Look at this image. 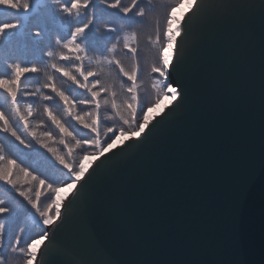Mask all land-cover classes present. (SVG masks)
Instances as JSON below:
<instances>
[{"label":"water","instance_id":"95a60500","mask_svg":"<svg viewBox=\"0 0 264 264\" xmlns=\"http://www.w3.org/2000/svg\"><path fill=\"white\" fill-rule=\"evenodd\" d=\"M199 2L172 74L188 98L146 148L97 174L33 264H264L261 0Z\"/></svg>","mask_w":264,"mask_h":264},{"label":"snow or ice","instance_id":"6c2138e0","mask_svg":"<svg viewBox=\"0 0 264 264\" xmlns=\"http://www.w3.org/2000/svg\"><path fill=\"white\" fill-rule=\"evenodd\" d=\"M142 2L131 0L124 6L122 0H36L37 13L48 9L53 18H66L62 21L67 25L65 34L55 40L38 62L24 64L19 60H5L7 73L0 74V188L10 199H0V218L15 213L17 209L11 203L17 201L38 217L43 226L36 238L21 246L24 230L12 239L7 236L6 226L0 223V250L7 248L11 259L22 257L23 264L37 261V242L47 248L45 241L51 243L74 206L86 201L89 186L97 174L109 163L118 164L121 157L136 155L146 148L153 130L161 128L188 98L189 93L179 81L174 86L172 74L180 71L185 60L184 38L192 33L202 11L199 0H189L188 12L179 19L175 9L183 0H171L165 9L162 42L159 21L156 24V38L152 41L155 53L147 66L153 99L147 105L141 99L138 31H123L110 46L103 47L91 35L99 31L94 27L98 13L103 15L107 9L118 10L122 14L118 18L125 23L135 10V17L139 19L132 22L143 26L145 18L154 10L152 0H147L145 7H140ZM0 7L14 12L23 9L27 13L33 4L31 0H0ZM101 26V34L108 40H111L108 34L120 31L108 20H103ZM19 29V20L0 22V47L7 49L23 41L24 35ZM41 36L42 31H36L30 38L36 40ZM93 50L98 51L95 57L89 55ZM118 50H126L124 55L130 58V65L125 64ZM219 56L226 72L231 61L228 49H222ZM41 72L44 80L29 88L25 83L26 74ZM164 97H169L167 112L149 116L148 109L160 104ZM259 105L260 154L264 168V0H261L259 38ZM109 111L111 114L105 115ZM105 119L113 124L103 126ZM49 168L60 174L56 178L58 183L46 175ZM65 187L68 194L59 196ZM45 192L50 199L41 206ZM0 264H6L2 252ZM66 264L78 262L69 259ZM99 264L113 262L104 259Z\"/></svg>","mask_w":264,"mask_h":264},{"label":"trees","instance_id":"16d2710c","mask_svg":"<svg viewBox=\"0 0 264 264\" xmlns=\"http://www.w3.org/2000/svg\"><path fill=\"white\" fill-rule=\"evenodd\" d=\"M131 0H122V4L124 6H127ZM171 3V0H152V8H153V13L145 18V24L143 26H137L135 23L132 21L137 20L139 18L135 17V10L133 13H130V19L127 23L124 21L120 20L118 18L119 14L118 10H112V9H107L104 14L106 15H101V17L98 19L97 23L95 24V28L99 29V31H93L91 35L98 39L101 42V46L103 45H109L115 41L117 36H121L123 31H131L133 29H136L138 31V47H139V53H138V58L141 64V52L142 48L150 46L151 48H154L152 41L155 40L156 34H155V29H156V24L159 21L160 26H161V42L163 41V24H164V17H165V9L167 5ZM147 5V0H143V2L140 4V7H145ZM138 10V9H137ZM46 13H48V9L43 10V13L38 14L37 20L40 18V21H38L37 27L39 28L40 31H42V36L41 39L42 41L39 42L36 40L31 39L30 37L32 36L31 33L28 35L27 32L24 34V40L22 43H19L17 45V51L14 50V44L13 46H9V48H4L0 47V74H6L7 73V68L5 65V60L15 62L17 60V57L19 58V61L21 63L27 64L30 62H38L39 58L43 56V53L49 49L52 45H54V42L57 38L62 37L67 29V25L63 26L61 22L57 18H53L51 13V20H48ZM116 13V14H113ZM35 14L34 16H36ZM32 16V18H35ZM13 19H16L10 15L3 16L0 14V22H9ZM60 19V18H59ZM18 20V19H16ZM103 20H108L109 22L115 24L117 28L120 29L117 33L114 34H108L111 36V40L106 39L105 35H102L101 33L103 32L102 29V22ZM123 25V27H121ZM24 26V25H23ZM25 30L27 31L26 27ZM31 28V27H30ZM30 32L31 29H28ZM94 33V34H93ZM55 35V36H54ZM57 36V37H56ZM122 39H121V44H120V49H122ZM155 49V48H154ZM124 51L118 50V55L121 56L122 59H124V62L126 65H130L131 61L128 56L124 55ZM98 54L97 50H93L89 53L90 56L95 57ZM47 58L44 57V60ZM141 76H140V82H142V88H141V99L145 105H147L152 99H153V92L151 89V80H149L147 76V70H145L142 65H141ZM44 73L41 72L39 74H26L25 77V83L29 88H34L38 82H42L44 80ZM86 110V109H85ZM110 111L105 113V115H110ZM113 124V121L111 120H104V125L105 127L111 126ZM79 127V125H77ZM81 131H86V130H81ZM54 163V161H53ZM46 175L55 178L54 182L56 183L58 180H56L57 177V172L55 171L54 168H49L46 170ZM0 199L4 200H9L10 197L9 195L2 189L0 188ZM15 203L20 204L17 201H12L11 206L15 205ZM22 205V204H20ZM24 211V213L27 211L23 207L22 209H18L15 213H13L11 216L5 215L4 217L0 218V223L4 224L6 226V232L7 236H10L12 239L15 238V234L19 233L22 226L19 220L22 219L20 216V212ZM26 214V213H25ZM25 231V230H24ZM28 233V231H27ZM26 233V234H27ZM24 237V233L22 234ZM7 240V237H6ZM22 246V243H21ZM0 252L3 253L5 257L6 264H23V258L21 257L20 259H11L9 252L7 251V248L0 250Z\"/></svg>","mask_w":264,"mask_h":264},{"label":"rangeland","instance_id":"374dc122","mask_svg":"<svg viewBox=\"0 0 264 264\" xmlns=\"http://www.w3.org/2000/svg\"><path fill=\"white\" fill-rule=\"evenodd\" d=\"M31 2L33 4V7L31 9V11H29L27 13H25L23 9H21L19 12H14L13 10H5L2 7H0V14H2L3 16L10 15V16H12V17H14V18H16V19H18L20 21V29L18 31L19 32H22L23 35L26 32H27L28 35L30 33L32 35L36 31H40L39 28L37 27V24H38V21H40V18L38 20H37V18L39 17L38 14L43 13V10H45V9H41L39 11V13L37 14V10H36V0H31ZM35 14H37V15L34 16ZM46 15H47L48 20H51V15L49 13V10H48V13H46ZM103 15H106V14H103ZM32 16L36 17V19L35 18H32ZM98 17L99 18L101 17L99 15V13H98ZM56 18L61 22V24L63 26L65 25V23H62V21H64L66 18H64L63 16H59V17H56ZM23 27H26L27 28V31ZM28 29H31V31L29 32ZM37 41L41 42L42 41L41 37L40 38H37ZM19 43H22V41L19 42ZM19 43H17L16 45H14V50L15 51L18 50L17 49V45ZM154 53H155V49L154 48H151L150 46H147V47L142 48V52H141L140 58H141V65H142V67L145 70H147L148 64H150V62L152 61V59L154 57ZM17 60H19L18 57H17ZM58 83H59V81H58ZM77 91H79V90H77ZM168 100H169V97L162 98L160 104L156 105L154 108H150L152 111H149L150 109H148V115L149 116H155L156 113H158V112L161 113L164 110L165 106L168 104ZM0 102H2V98H0ZM57 111L59 112L60 110L58 109ZM117 143H119V142H117ZM59 176H60V174L57 172V175L55 177H59ZM54 180H55V178H53V181ZM58 182L59 181H57L56 183H58ZM63 190L64 191L60 194V196H65L69 192V190H68L67 187L63 188ZM48 199H50L49 194L47 192H45L44 193V196H42V199H41V206H44L48 202ZM12 207H14V208H16L18 210V209H22L24 206L23 205H20L18 203H15V205H12ZM25 213H24V211H21L20 212V216L19 217H22V219L18 221L22 225V226H20L21 229L25 230V231H23V233H24V239L22 240V246H25L26 242L27 243H30L31 242V239L36 238V235L38 233H40L41 230H42V228H43V226L41 224H39V222H38L39 221V218L38 217H35L31 213V211H28L27 210ZM21 229H20L19 233L21 232ZM27 231H28V233H27ZM39 249H40V247L37 249V252L39 251Z\"/></svg>","mask_w":264,"mask_h":264},{"label":"bare ground","instance_id":"6f19581e","mask_svg":"<svg viewBox=\"0 0 264 264\" xmlns=\"http://www.w3.org/2000/svg\"><path fill=\"white\" fill-rule=\"evenodd\" d=\"M189 3V0H183V2L181 3V5L175 9V15H176V18L179 19L180 16L184 13H186L188 11V5ZM149 111H152L151 109ZM150 113V112H149ZM64 190L62 189V191L58 194L60 196V194L63 192ZM38 243V248H39V242ZM37 248V249H38Z\"/></svg>","mask_w":264,"mask_h":264}]
</instances>
